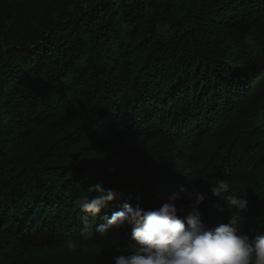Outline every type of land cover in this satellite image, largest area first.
Masks as SVG:
<instances>
[{"label":"trees","instance_id":"16d2710c","mask_svg":"<svg viewBox=\"0 0 264 264\" xmlns=\"http://www.w3.org/2000/svg\"><path fill=\"white\" fill-rule=\"evenodd\" d=\"M217 179L264 235V0H0V264H112L131 227L83 230L181 186L214 228ZM97 183L118 195L85 223Z\"/></svg>","mask_w":264,"mask_h":264},{"label":"clouds","instance_id":"9594fccd","mask_svg":"<svg viewBox=\"0 0 264 264\" xmlns=\"http://www.w3.org/2000/svg\"><path fill=\"white\" fill-rule=\"evenodd\" d=\"M230 172L225 168L226 176ZM209 190L224 202L223 206H214L217 212H224L225 206L229 210L227 222L214 228L204 222L200 211L206 194L195 187L181 186L179 192L171 194L158 208L145 210L139 198L135 206L123 203L121 210L110 217L105 215V222L97 224L94 230L86 227L81 238L84 241L107 239L114 230L130 226V239L134 243L127 255L114 256L112 264H264V235L250 239L243 229L242 213L249 203L246 195L225 179H217L209 185ZM90 191L95 195H82L75 201L80 212L86 214L85 223L89 215L97 217L118 195L99 183ZM181 193L190 203L178 207L176 202L182 199ZM66 248L69 253L77 252L78 241L68 240Z\"/></svg>","mask_w":264,"mask_h":264}]
</instances>
